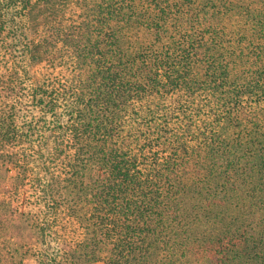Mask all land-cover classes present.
Instances as JSON below:
<instances>
[{
	"label": "trees",
	"instance_id": "trees-1",
	"mask_svg": "<svg viewBox=\"0 0 264 264\" xmlns=\"http://www.w3.org/2000/svg\"><path fill=\"white\" fill-rule=\"evenodd\" d=\"M0 264H264V0H0Z\"/></svg>",
	"mask_w": 264,
	"mask_h": 264
}]
</instances>
